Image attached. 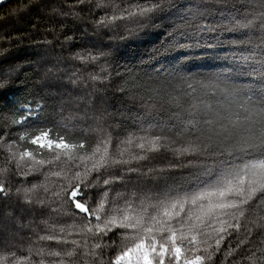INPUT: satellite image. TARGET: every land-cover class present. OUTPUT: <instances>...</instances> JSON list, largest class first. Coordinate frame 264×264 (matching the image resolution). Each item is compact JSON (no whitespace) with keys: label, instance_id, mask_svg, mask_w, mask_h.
Returning <instances> with one entry per match:
<instances>
[{"label":"snow or ice","instance_id":"1","mask_svg":"<svg viewBox=\"0 0 264 264\" xmlns=\"http://www.w3.org/2000/svg\"><path fill=\"white\" fill-rule=\"evenodd\" d=\"M34 9L0 47V264H264V0L2 19Z\"/></svg>","mask_w":264,"mask_h":264},{"label":"trees","instance_id":"2","mask_svg":"<svg viewBox=\"0 0 264 264\" xmlns=\"http://www.w3.org/2000/svg\"><path fill=\"white\" fill-rule=\"evenodd\" d=\"M26 2V0H25ZM59 0H53V3H58ZM69 2H72V0H69ZM21 3V0H10L8 1V3H5L2 7H0V29L4 30L2 33H0V36H1V43L2 45H5L6 47L7 46V43H4L3 41H6L9 37H12V36H18V35H21V34H26L27 33V30L30 29L32 27V24L30 23V21L32 22H35L36 20V13H37V10H33L31 13H29L28 15H25L23 17V19H16V18H13L9 21H5L4 18L6 15H7V12L10 8L14 7V6H17L18 4ZM42 37H40L39 35H35L33 34L32 36V41H35V40H39L41 39ZM20 42H17V45L19 44ZM30 44H31V41L29 40H25L23 42H21L20 46H14L15 49L17 48H20L22 49V51H18L16 53V55H18L20 57V59L17 61V63H23L25 61V59L31 54V52L35 51V49L31 48L30 47ZM133 47L135 46L136 44V41L134 42H131L130 43ZM25 49H30V52H26ZM68 53L65 52V55H67ZM118 83V82H117ZM15 87H19V85H16ZM115 87V84L113 85V88ZM19 94V93H17ZM9 99L12 98L11 94H9ZM216 264H220V261L217 260L216 261Z\"/></svg>","mask_w":264,"mask_h":264},{"label":"rangeland","instance_id":"3","mask_svg":"<svg viewBox=\"0 0 264 264\" xmlns=\"http://www.w3.org/2000/svg\"><path fill=\"white\" fill-rule=\"evenodd\" d=\"M3 31H4V30L0 29V33H2ZM3 33H4V32H3ZM1 40H2V39H1V36H0V47H6L5 45H2V43H1L2 41H1ZM131 42H134V41H129L128 43H131ZM20 44H21V42H20L18 45H17V42H14V43L11 45V47H12L13 49H15L14 46H16V45H17V46H20ZM7 46L9 47L8 44H7ZM17 46H16V47H17ZM25 51H26V52H30V49H25ZM111 91H112V90L110 89V90H109V95H111Z\"/></svg>","mask_w":264,"mask_h":264},{"label":"water","instance_id":"4","mask_svg":"<svg viewBox=\"0 0 264 264\" xmlns=\"http://www.w3.org/2000/svg\"><path fill=\"white\" fill-rule=\"evenodd\" d=\"M8 1H10V0H8ZM4 4H5V3H3V4H0V7H2Z\"/></svg>","mask_w":264,"mask_h":264}]
</instances>
